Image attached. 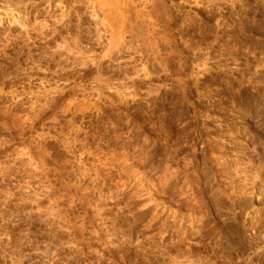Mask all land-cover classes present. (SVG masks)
I'll return each mask as SVG.
<instances>
[{"label":"rangeland","instance_id":"374dc122","mask_svg":"<svg viewBox=\"0 0 264 264\" xmlns=\"http://www.w3.org/2000/svg\"><path fill=\"white\" fill-rule=\"evenodd\" d=\"M0 264H264V0H0Z\"/></svg>","mask_w":264,"mask_h":264}]
</instances>
